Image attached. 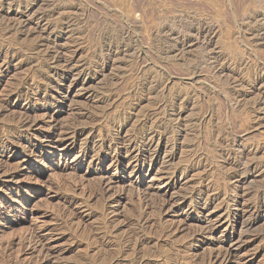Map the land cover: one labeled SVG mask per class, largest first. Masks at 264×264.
I'll return each instance as SVG.
<instances>
[{"label": "rangeland", "instance_id": "obj_1", "mask_svg": "<svg viewBox=\"0 0 264 264\" xmlns=\"http://www.w3.org/2000/svg\"><path fill=\"white\" fill-rule=\"evenodd\" d=\"M0 264H264V0H0Z\"/></svg>", "mask_w": 264, "mask_h": 264}, {"label": "bare ground", "instance_id": "obj_2", "mask_svg": "<svg viewBox=\"0 0 264 264\" xmlns=\"http://www.w3.org/2000/svg\"><path fill=\"white\" fill-rule=\"evenodd\" d=\"M46 58H47V57H46ZM49 58H50V57H49ZM46 80H47V79H46ZM20 89H21V88H20ZM23 89H24V88H23ZM23 89H22V90H23ZM22 90H21V91H22ZM22 92H23V91H22ZM23 122H24V121H23ZM26 122H27V121H26ZM24 123H25V122H24ZM12 143H13V142H12ZM145 143H146V142H145ZM148 145H149V143H148V144H147V143L145 144V146H148ZM149 147H150V146H149ZM221 251H223V250H221ZM225 251H226V250H225ZM224 253H225V252H224ZM224 253H223V254H224ZM227 253H228V252H227ZM225 254H226V253H225ZM225 254H224V255H225ZM227 256H229V254H228ZM217 257H218V256H217ZM221 261H222V260H221ZM213 262H214V261H213ZM208 263H210V262H208Z\"/></svg>", "mask_w": 264, "mask_h": 264}]
</instances>
